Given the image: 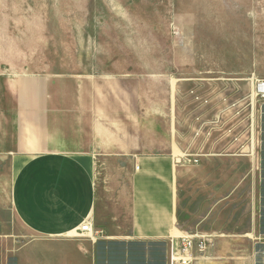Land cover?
Masks as SVG:
<instances>
[{
  "label": "crops",
  "instance_id": "crops-1",
  "mask_svg": "<svg viewBox=\"0 0 264 264\" xmlns=\"http://www.w3.org/2000/svg\"><path fill=\"white\" fill-rule=\"evenodd\" d=\"M141 69L30 64L0 47V182L10 167L12 212L40 241L29 251L4 239L2 264H168L187 234L207 237L193 264H264L251 207L238 222L220 79L196 101L188 74ZM84 223L93 236L76 237Z\"/></svg>",
  "mask_w": 264,
  "mask_h": 264
},
{
  "label": "rangeland",
  "instance_id": "rangeland-1",
  "mask_svg": "<svg viewBox=\"0 0 264 264\" xmlns=\"http://www.w3.org/2000/svg\"><path fill=\"white\" fill-rule=\"evenodd\" d=\"M1 46L17 60L27 53L30 64L130 62L158 74L172 67L173 78L188 74L196 101L215 72L222 149L235 144L238 222L251 207L253 244L264 243V101L257 94L252 102L255 76L264 81V0H0ZM13 174L7 167L0 182V264L4 239L18 250L40 243L12 212Z\"/></svg>",
  "mask_w": 264,
  "mask_h": 264
},
{
  "label": "built area",
  "instance_id": "built-area-1",
  "mask_svg": "<svg viewBox=\"0 0 264 264\" xmlns=\"http://www.w3.org/2000/svg\"><path fill=\"white\" fill-rule=\"evenodd\" d=\"M257 94L264 101V81L257 83ZM77 236L92 235L89 223H84L76 231ZM207 237L198 234H187L177 239L171 246L168 264H193L196 253L201 255L206 250Z\"/></svg>",
  "mask_w": 264,
  "mask_h": 264
},
{
  "label": "bare ground",
  "instance_id": "bare-ground-1",
  "mask_svg": "<svg viewBox=\"0 0 264 264\" xmlns=\"http://www.w3.org/2000/svg\"><path fill=\"white\" fill-rule=\"evenodd\" d=\"M261 81H260V79L257 77V76H255V78H254V84L255 83H260ZM252 88H253V95H252V98H253V100H252V102H254V103H257V91H255V89H254V85L252 86ZM180 161V160H179ZM179 232V231H178ZM180 233V232H179Z\"/></svg>",
  "mask_w": 264,
  "mask_h": 264
}]
</instances>
